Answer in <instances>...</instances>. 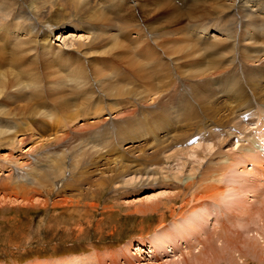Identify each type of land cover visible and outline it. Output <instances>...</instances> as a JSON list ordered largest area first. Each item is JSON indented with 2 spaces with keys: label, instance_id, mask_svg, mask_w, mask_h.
<instances>
[{
  "label": "rangeland",
  "instance_id": "1",
  "mask_svg": "<svg viewBox=\"0 0 264 264\" xmlns=\"http://www.w3.org/2000/svg\"><path fill=\"white\" fill-rule=\"evenodd\" d=\"M59 1L34 22L31 0H0V264H235L253 239L257 252L240 254V264H264V182L245 187L249 173L264 174V106L253 91L264 86V26L247 24L231 0H117L96 13ZM60 48L65 56L54 53ZM252 50L263 62L244 66ZM227 106L244 115L222 128ZM199 128L194 136L205 139L190 142L212 150L181 155L194 144L178 146L176 134ZM257 136L262 159L253 166L246 150ZM229 157L244 164L210 180L224 187L238 172L247 181L238 184L253 204L244 222L257 238L241 235L236 253L215 255L210 243L197 257L185 253L173 239L186 225L178 214L198 208L207 168ZM153 198L157 208L137 212ZM158 242L173 253L131 255L139 243L145 253Z\"/></svg>",
  "mask_w": 264,
  "mask_h": 264
},
{
  "label": "bare ground",
  "instance_id": "2",
  "mask_svg": "<svg viewBox=\"0 0 264 264\" xmlns=\"http://www.w3.org/2000/svg\"><path fill=\"white\" fill-rule=\"evenodd\" d=\"M37 1H39V2H37ZM53 1H59V0H31V14H29L30 15V19H33V21L35 22V21H37V22H41V21H43V20H45L46 19V17H48L49 16V14L51 13L50 11L52 10V8H51V4H52V2ZM62 0H60L59 1V3L61 2ZM72 3H74L76 6H79V5H82V6H84V8H86V9H88V10H91V12L93 11V13L95 12H97V7L98 6H101V5H104V6H106L108 9L109 8H111V6L113 5V4H115V1H117V0H70ZM126 2L128 1V0H125ZM139 1V0H138ZM232 2H233V8H232V12H235V14L236 15H238L239 17H241V19L243 20H246L247 21V24H249V25H251V26H256V25H259V24H261V26H264V0H231ZM63 2H64V0H63ZM62 2V3H63ZM231 2V3H232ZM53 4H54V2H53ZM48 5H50V9L48 8L49 6ZM59 6V5H58ZM57 6V7H58ZM28 7V6H27ZM222 8H224V7H222ZM221 8V9H222ZM229 8V7H228ZM100 9V7H98V10ZM58 10H59V7H58ZM102 15V14H101ZM23 19H28V17L27 16H23L22 17ZM29 19V20H30ZM251 19V21H248V20H250ZM31 21V20H30ZM33 22V23H34ZM258 22H259V24H258ZM71 28V26L70 25H64L63 26V28ZM250 27V26H249ZM247 28V27H246ZM256 29V27L254 28H252L251 29V27H250V29H246V31H247V33L248 34H253V32H258V31H256L255 30ZM253 31V32H252ZM91 33V32H90ZM254 35V34H253ZM256 36H257V33H256ZM255 36V37H256ZM242 37H244L243 35H242ZM247 37H248V35H247ZM49 39V45H50V36L47 38V40ZM94 41H96L97 40V38L95 37V36H93V38H92ZM245 39V38H244ZM246 39H248V38H246ZM256 40V39H255ZM93 41V42H94ZM97 42V41H96ZM256 43V42H255ZM100 44H101V42H100ZM221 44H223V43H221ZM253 45V44H252ZM45 46V45H44ZM83 46L84 45H81V44H79L78 45V47H79V49H81V48H83ZM45 49H47V50H45ZM44 49V57H45V55H47V53L48 52H46V51H48V49H50L51 50V48H50V46H48V47H46ZM49 50V51H50ZM254 50H256L255 48H254ZM53 53V52H52ZM55 54H60V53H62L63 55H64V53H65V49H63V48H60V51L59 52H54ZM261 53V50H259V51H248V53H247V56H249V57H245V60L244 61H246V63L244 64V66L246 65L247 67H249V66H254V67H257V66H259V65H261V63L263 62L262 60H259V59H256V58H252V57H258L259 56V54ZM65 56V55H64ZM107 56V55H106ZM87 63V62H86ZM83 64V63H82ZM264 64V63H263ZM258 72H260L261 71V69H258L257 70ZM259 74V73H258ZM5 75V74H4ZM261 75V74H260ZM258 76V75H257ZM258 79V78H257ZM23 87V86H22ZM111 87V86H110ZM254 87V86H253ZM54 89V88H53ZM254 91V95H255V97L254 98H256L255 100H256V102H257V104H260L261 106H264V86H261V85H259L255 90H253ZM219 92V91H218ZM245 101V100H244ZM215 102V101H214ZM231 102V101H230ZM254 102V101H253ZM233 105H234V102H231ZM250 104H252V103H250ZM256 104V103H255ZM181 106V105H180ZM223 106V105H222ZM225 106V105H224ZM254 106V105H253ZM228 107V106H227ZM240 107V106H239ZM225 108H226V106H225ZM223 109V108H222ZM246 109V108H245ZM217 110V109H216ZM215 110V111H216ZM229 112L227 113L228 115H226L225 113L223 114V118L222 119H220V121L219 122H217V125H221L222 126V128H224V127H228V126H230V125H232V124H230V122L232 123H234L236 120H237V118L239 117L240 118V116H242V115H244V114H240L241 113V110H243V109H239L238 107H233V106H229L228 107V109H227ZM250 110H252V109H250ZM8 111H10V110H8ZM248 112V111H247ZM10 113V112H9ZM39 113H41V112H39ZM11 114V113H10ZM192 114V113H191ZM246 114V113H245ZM9 114H8V112H7V114H5V113H3V116H8ZM38 115V114H37ZM44 115V114H43ZM86 115V114H85ZM88 115V114H87ZM217 116H222V115H220L219 113H216V115L214 116V119L215 120H217L216 119V117ZM9 117V116H8ZM37 117V116H36ZM190 117V116H189ZM223 119H224V121L225 122H222L223 121ZM40 120H41V118H40ZM42 120H44L43 118H42ZM88 122V121H87ZM93 122V121H92ZM95 123V122H94ZM191 124V123H190ZM26 125V124H25ZM28 127V126H27ZM90 127V126H89ZM216 127V123H214V124H207L206 125V127L205 128H207V131H211L212 129H214ZM30 129V128H29ZM28 129V130H29ZM2 130H0V135L2 134V132H1ZM202 131H204V129H201V128H199L198 130H196L195 132H194V130L192 131V134H190V135H187V136H182V135H180V133L179 134H176V140H175V143L179 146V145H186V144H188L192 139V137H194V135H196V134H198V133H200V132H202ZM4 133H7V132H5L4 131ZM264 134V133H263ZM4 135V134H3ZM2 135V136H3ZM17 135V134H16ZM260 136V135H259ZM6 137V136H5ZM264 137V136H263ZM14 140H15V138L14 139H10L9 140V143H10V145H13L15 142H14ZM23 140L24 139H22V140H20L19 142L20 143H23ZM59 140V139H58ZM25 142V141H24ZM259 141H253L252 143H251V147H249V149L248 150H246V152L248 153V156H249V154H251V157H249L251 160L249 161V162H252L251 163V165H258L259 166V163H260V159H262L261 157L262 156H259V154L261 153V148H263V146L264 145H261L262 147L261 148H259V147H257L258 146V143ZM190 143H193V142H190ZM194 144V146H192V148H187V149H181L182 150V152H181V155H183V156H186V157H191V158H196V159H198V157L199 158H201V157H203L204 156V154L207 152V151H210V150H212V148H211V145L210 144H208V145H206V147H203L202 145H199V144H197L196 142H194L193 143ZM192 144V145H193ZM262 144V143H261ZM191 147V146H190ZM201 147H203V151L201 150ZM264 149V148H263ZM164 151V150H163ZM178 152H179V150H178ZM252 152V153H251ZM264 151H262V153H263ZM183 153V154H182ZM179 154V153H178ZM180 155V156H181ZM254 155H257V156H254ZM223 156V155H222ZM263 157H264V155H263ZM230 161H229V160ZM227 160H224V162L223 163H225L224 165H223V163H217L218 165H220L219 167H217V166H208L209 168H207V170H206V172H205V176H203L204 177V181H207V184H203L202 185V193H204V194H202V197L201 198H199L198 199V201H197V203L196 204H194V205H196V207H198V208H194L193 210H192V213H190V214H188L189 213V211L187 212V213H185V214H183L182 215V213L185 211V209H184V211H181V212H179V214H178V217H180V219L181 220H183V219H186V220H184V221H186V225H185V227L184 228H182V227H179L178 229H175L174 231H175V234L173 235V236H175L173 239L175 240H181V241H183L184 242V245H185V250H186V252L185 253H187V252H193L194 253V255H196V254H200V253H204V250H206V246H207V244L208 243H210L211 244V249H212V251H213V253L215 254V255H220V254H228V253H232V252H234L235 251V253L237 252V249H235V247L233 248L232 246H234L233 245V243H234V241L235 240H238V238H240V236L242 235V236H245V240L246 239H250V238H248V235L249 234H251L252 232H253V230L251 231V229L249 228V223H245L244 222V220L247 218V216H248V213H250V211H251V208H253V207H251L253 204L251 203V202H249V198L247 197V195H246V193L244 192V189H246V188H250V189H254V187H252L251 188V185L253 186V183H254V185H255V181H259V180H261L262 182H264V174H262V176H260V178H257V176H259V175H255L254 174V171H253V173L251 172V173H249V176H248V178H246L247 179V181H248V183H247V185L248 186H245L244 185V183L245 182H247V181H245L244 182V179H243V181L241 180V178L240 179H238L237 178V175H235V174H237V173H233V174H231L230 176H227V177H225L226 178V180L224 181L225 182V184H223L224 185V187H222V183H221V181H223V180H221V178H218V180L216 179V180H210V178H212L213 176H223V172H225V171H223L222 172V169H225V170H228L229 169V171H230V169L232 168L231 167V164H232V166H233V168H232V170L234 169V170H236V169H238V167H240L241 166V164L243 165L244 164V162L243 163H241L242 162V160H238V161H236L235 163H233V161L231 162V159H230V157L228 158ZM240 159V158H239ZM201 160V159H200ZM233 160V159H232ZM237 160V159H236ZM248 160V159H247ZM248 162V161H247ZM248 162V163H249ZM259 162V163H258ZM261 164V163H260ZM263 164V163H262ZM245 165H247L246 163H245ZM138 167V166H137ZM214 167H215V169H214ZM242 167V166H241ZM247 167V166H246ZM254 168V167H253ZM240 169H242V168H240ZM258 169V168H257ZM256 169V170H257ZM261 169H263V168H261ZM234 170H233V172H234ZM229 171H227L226 173L228 174V172ZM246 171V170H245ZM260 171V170H259ZM263 171V170H262ZM262 171H260V173H263ZM242 172L243 173H245L244 172V169L242 170ZM257 172H258V170H257ZM212 173V174H211ZM230 173V172H229ZM242 173V174H243ZM259 173V172H258ZM259 173V174H260ZM220 174V175H219ZM224 175H226V174H224ZM246 177V176H245ZM252 179V180H250V179ZM222 179H224V176L222 177ZM188 180V179H187ZM190 180V179H189ZM186 181L187 183V185H190V184H192V180H190V181ZM239 180H241L240 182H239ZM210 181V182H209ZM212 181H213V183L214 184H216V186H213V183H212ZM260 181V182H261ZM256 182V183H257ZM195 183V182H194ZM210 183H212V186H211V184ZM184 185V188H183V185H181L180 186V188H181V192H182V190L183 189H185V187L187 186V185ZM238 184H240V185H244V186H238ZM194 185V184H193ZM206 185V186H205ZM261 185H262V183H261ZM264 185V184H263ZM191 186V185H190ZM258 186V185H257ZM193 187V186H192ZM191 187V188H192ZM228 187V189H229V191L228 192H225L226 191V188ZM242 187L244 188L243 190H242ZM189 187H187V189H188ZM190 188V189H191ZM189 189V190H190ZM237 191V193H235V191ZM249 189H246V191L247 192H249L248 191ZM197 191V190H196ZM195 191V192H196ZM180 191L179 192H177V194H176V198L178 197L177 195H180V194H182ZM195 192H193L194 193V195L196 194L197 195V193H195ZM200 194H201V192H199ZM239 194H244V198L242 197V196H239ZM165 195V194H164ZM175 198V199H176ZM162 199V198H161ZM173 199V198H172ZM194 199V198H193ZM155 199L153 198V199H151V203H152V201H154ZM158 200V199H157ZM169 200V199H168ZM206 200L207 201H210V202H206ZM157 202V201H156ZM155 202V203H156ZM151 203H149V204H151ZM183 204H184V208L186 207L187 208V206H185V203L183 202ZM182 204V205H183ZM262 204L264 205V203L262 202ZM142 206L140 207V208H138L137 209V212L138 213H146V212H148V211H150V210H153V209H155V208H157L158 206H157V203L156 204H154V202L151 204V205H149V206H144L143 204H141ZM258 206H259V204H258ZM257 206V208H256V211H255V213L254 214H257V212L259 211V207ZM198 209V210H197ZM243 210H244V213H243ZM182 215V216H181ZM255 222V221H254ZM253 223V222H252ZM180 225H182V224H180ZM248 226V227H247ZM228 229V230H227ZM250 229V230H249ZM224 231H227V232H224ZM249 232H251V233H249ZM227 235H229L228 236V239H230L231 240V242H229L227 239H225L224 238V236L226 237ZM172 236V237H173ZM250 236H252V237H256L255 236V234H251ZM251 237V238H252ZM227 238V237H226ZM257 238V237H256ZM172 239V240H173ZM151 240H153V239H151ZM168 240V239H167ZM225 240H226V242H227V244H229V245H231V247H224L223 245H222V242H225ZM255 240H257V239H255ZM200 241H203L205 244H200ZM161 242V241H160ZM160 242H158V244H153V243H151V246H150V248H149V250L148 251H145V253H144V250H142L143 248H144V246L142 245V244H137V245H135L134 246V248H133V254H131V255H133V256H140V257H144V259L146 258V260L148 259V261L150 260V259H154V254H155V252H156V249H159V248H164V247H166L165 248V250H166V252L168 253V254H172L173 253V249H172V247L170 246V243L168 244V243H165V244H162V243H160ZM164 242V241H163ZM168 242V241H167ZM171 242H173V241H171ZM257 242V241H256ZM262 242V241H261ZM174 243V242H173ZM220 243V244H219ZM231 243V244H230ZM259 243V242H258ZM176 244V243H175ZM248 244V243H247ZM250 246H252V247H247V245H243V251L240 253V254H245V255H247L246 254V252L248 251V253H250V252H252L253 250H256V252H257V249H256V243L254 242V239L251 241V243L249 244ZM262 245H264V240H263V243H262ZM261 245V246H262ZM178 246H181V245H178ZM216 246V247H215ZM261 246H259L258 248H260V249H262L261 248ZM135 247H137L136 249H135ZM177 247V246H176ZM219 247V248H218ZM240 247V246H239ZM181 248H182V246H181ZM215 248H218V249H215ZM128 249V248H127ZM182 249H184V248H182ZM210 249V250H211ZM175 250V249H174ZM144 254H143V253ZM160 252V251H159ZM240 252V251H239ZM263 252V251H262ZM210 253V252H209ZM254 253V252H253ZM260 253V252H259ZM143 254V255H142ZM239 254V253H238ZM237 254V255H238ZM238 255V257L240 258V261H239V264H240V262L241 261H243V259H244V257L245 256H242V255ZM234 255V254H233ZM236 255V256H237ZM156 256V255H155ZM209 256V255H208ZM196 257H197V255H196ZM221 257V256H220ZM231 257V256H230ZM236 258V261H237V259L239 260V258ZM209 258H210V256H209ZM218 258V257H217ZM93 258L92 257H90L89 258V260H92ZM184 259V258H183ZM198 259H201V258H197V260ZM219 259V258H218ZM221 259V258H220ZM223 259V258H222ZM233 259V258H232ZM235 259V258H234ZM262 259V258H261ZM207 260H209L208 258H207ZM207 260H205V261H207ZM226 260V259H225ZM231 260V259H230ZM229 260V261H230ZM145 261V260H144ZM198 261H200V260H198ZM204 261V260H203ZM202 260L200 261V262H203ZM204 261V262H205ZM211 261V260H210ZM212 261H214V260H212ZM216 261V260H215ZM221 261V260H220ZM236 261H235V264H236ZM184 262V261H183ZM196 262V261H195ZM194 262V263H195ZM224 262H226V261H224ZM238 262V261H237ZM147 263V262H146ZM188 263V262H187ZM148 264V263H147ZM179 264V263H178ZM186 264V263H185ZM189 264H191V263H189ZM196 264V263H195ZM202 264V263H201ZM208 264H209V261H208ZM230 264H232V263H230Z\"/></svg>",
  "mask_w": 264,
  "mask_h": 264
}]
</instances>
